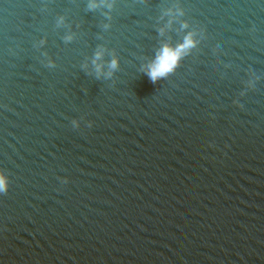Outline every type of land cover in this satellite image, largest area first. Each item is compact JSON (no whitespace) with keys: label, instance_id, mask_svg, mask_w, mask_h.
<instances>
[{"label":"water","instance_id":"obj_1","mask_svg":"<svg viewBox=\"0 0 264 264\" xmlns=\"http://www.w3.org/2000/svg\"><path fill=\"white\" fill-rule=\"evenodd\" d=\"M0 171V264H264V0H0Z\"/></svg>","mask_w":264,"mask_h":264},{"label":"clouds","instance_id":"obj_2","mask_svg":"<svg viewBox=\"0 0 264 264\" xmlns=\"http://www.w3.org/2000/svg\"><path fill=\"white\" fill-rule=\"evenodd\" d=\"M94 6V5H93ZM195 41L189 33L183 43L175 48L165 45L157 54L155 60L149 65L147 75L155 83L162 77L172 73L179 64L182 55L186 50L193 47ZM116 60L112 61V67H116ZM8 189V178L3 171H0V193H6Z\"/></svg>","mask_w":264,"mask_h":264}]
</instances>
